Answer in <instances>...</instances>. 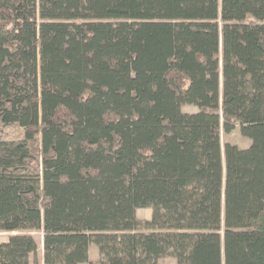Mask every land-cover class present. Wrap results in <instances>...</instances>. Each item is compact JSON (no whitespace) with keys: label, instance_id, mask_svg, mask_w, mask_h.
<instances>
[{"label":"trees","instance_id":"1","mask_svg":"<svg viewBox=\"0 0 264 264\" xmlns=\"http://www.w3.org/2000/svg\"><path fill=\"white\" fill-rule=\"evenodd\" d=\"M0 121V264H264V0H0Z\"/></svg>","mask_w":264,"mask_h":264},{"label":"rangeland","instance_id":"2","mask_svg":"<svg viewBox=\"0 0 264 264\" xmlns=\"http://www.w3.org/2000/svg\"><path fill=\"white\" fill-rule=\"evenodd\" d=\"M181 108L183 111H188V112L197 110L196 106L190 104H183ZM37 137L40 138V135L38 134ZM0 139L9 142H20L24 139V129L17 122H11L5 124L0 121ZM220 141H221V149H222V159H223V146L225 142H231L235 144L238 143L239 145L246 144L244 137L241 134L238 127H235L229 132L222 131L220 136ZM139 212L142 215L143 211H139ZM142 217L143 216H141V219ZM9 234H11L10 231H0V242L5 241ZM35 237L39 242L41 241L40 240L41 235L39 232L35 233ZM37 258H38V251H37ZM159 264H176V261L173 256L167 255L159 258Z\"/></svg>","mask_w":264,"mask_h":264},{"label":"crops","instance_id":"3","mask_svg":"<svg viewBox=\"0 0 264 264\" xmlns=\"http://www.w3.org/2000/svg\"><path fill=\"white\" fill-rule=\"evenodd\" d=\"M243 137H244V140H245L246 144L245 145H239L237 143L239 145V147H241V148L247 147L250 144V142H251V139L249 137H247L245 135H243ZM139 211H143L142 215L140 214ZM136 215L140 219H141V216H143L142 219H149L150 216H151V208L150 207L137 208L136 209ZM37 251H38L39 264H43L42 245H41V243L39 244V247H38ZM88 254H89V260H96L98 258V250H97V246L95 244H91L89 246V253ZM158 263H159V260H158ZM80 264H87V262H83V263H80Z\"/></svg>","mask_w":264,"mask_h":264}]
</instances>
